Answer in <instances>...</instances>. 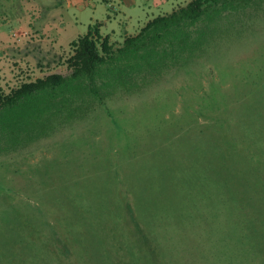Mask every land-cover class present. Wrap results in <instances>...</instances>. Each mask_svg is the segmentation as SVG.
<instances>
[{
	"label": "rangeland",
	"instance_id": "374dc122",
	"mask_svg": "<svg viewBox=\"0 0 264 264\" xmlns=\"http://www.w3.org/2000/svg\"><path fill=\"white\" fill-rule=\"evenodd\" d=\"M92 15L0 0V93L69 75ZM227 21L142 94L0 151V264H264V0Z\"/></svg>",
	"mask_w": 264,
	"mask_h": 264
},
{
	"label": "trees",
	"instance_id": "16d2710c",
	"mask_svg": "<svg viewBox=\"0 0 264 264\" xmlns=\"http://www.w3.org/2000/svg\"><path fill=\"white\" fill-rule=\"evenodd\" d=\"M256 0H191L147 22L120 45L98 26L70 43V74H51L0 93V151L26 147L83 121L108 101L134 97L204 56L229 32L227 20Z\"/></svg>",
	"mask_w": 264,
	"mask_h": 264
},
{
	"label": "crops",
	"instance_id": "0c3cea01",
	"mask_svg": "<svg viewBox=\"0 0 264 264\" xmlns=\"http://www.w3.org/2000/svg\"><path fill=\"white\" fill-rule=\"evenodd\" d=\"M66 1L69 8L73 7L82 14L91 9L93 17L90 19L89 29L98 26L101 36L108 37L111 43L120 45L127 37L135 36L150 20L169 14L191 0ZM97 14H99L98 17ZM24 44L28 45V42L17 44L16 49L21 51L19 46L22 49Z\"/></svg>",
	"mask_w": 264,
	"mask_h": 264
}]
</instances>
